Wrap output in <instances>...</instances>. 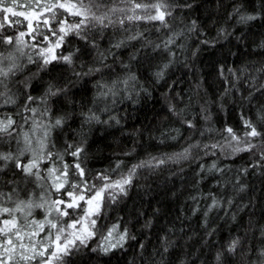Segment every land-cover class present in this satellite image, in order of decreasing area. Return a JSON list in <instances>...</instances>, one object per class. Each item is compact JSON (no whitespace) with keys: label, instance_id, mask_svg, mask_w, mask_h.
Here are the masks:
<instances>
[{"label":"trees","instance_id":"trees-1","mask_svg":"<svg viewBox=\"0 0 264 264\" xmlns=\"http://www.w3.org/2000/svg\"><path fill=\"white\" fill-rule=\"evenodd\" d=\"M28 2L16 0L13 5V0H5V6L27 12ZM167 2L171 12L167 26L159 21H126L123 27L117 23L91 28L86 40L70 35L58 53H73L71 64L42 67L36 54L46 46L41 36L30 44V55L27 48L0 44V57L11 56L17 66L15 75L5 80L6 87H0L5 92L0 97V120L15 121L9 129L11 139L0 133V152L14 153L15 136L25 128V120L36 114L49 125L63 117V124L51 129L48 150L57 154L65 153L68 144L82 146L81 160L92 183H100L91 177L101 172H110L116 179L133 165L145 164L137 169L127 195H120L115 203L106 201L99 231L67 258V264L264 261V148L233 153L224 131L231 127L242 141L247 140L244 133L249 129L243 123L247 119L264 133V123L258 121V113L264 112V0ZM103 3L130 7L120 0ZM105 10L102 6L99 11ZM130 14L117 12L112 18ZM138 14L145 12L138 10ZM250 15L255 19H244ZM5 16L9 19L0 30L4 35L27 32L22 16L0 12V21ZM58 18L79 19L66 13ZM15 20L22 22L12 23ZM40 31L51 35L43 25ZM138 33L137 39H128ZM25 38L27 44L29 36ZM97 68L100 71L89 72ZM49 88L58 89V94L46 95ZM29 96L35 99L28 100ZM8 97L14 103H6ZM91 116L99 121L89 120ZM262 140L255 138L253 143ZM212 144L222 147L213 149ZM185 148L188 158L178 159ZM153 158L166 162L150 166L147 162ZM63 163L73 164L75 158L64 154ZM51 166V161L42 163V172ZM14 189V199H28L30 194L36 198L43 191L34 178L25 179L8 161L0 172V192L6 197ZM57 195L53 192L52 198ZM214 200L216 207H212ZM34 215L42 218L43 213L37 209ZM113 224L120 225V232L126 228L127 238L105 253L102 248L116 242V234L104 239ZM234 240L239 243L230 252Z\"/></svg>","mask_w":264,"mask_h":264},{"label":"snow or ice","instance_id":"snow-or-ice-1","mask_svg":"<svg viewBox=\"0 0 264 264\" xmlns=\"http://www.w3.org/2000/svg\"><path fill=\"white\" fill-rule=\"evenodd\" d=\"M120 3L130 5V7H119L115 4L109 7L104 5L103 0H44L43 4H41V0H29L27 5L29 10L18 12L14 10L13 6H5V0H0V12L10 13L11 16H22L24 21H27V32L21 31L16 36H7L0 32V44L15 45L17 50H21L22 47H28L23 39L26 35L34 41L37 36H41L46 46L39 47L36 54L43 62L42 67H47L54 62L71 64L74 54L60 55L58 50L63 46L66 38L72 34L86 40L88 39L86 33L91 28L100 27L103 29L117 23L123 27L126 21H159L162 25L167 26L166 17L171 15L167 0H156L154 3L120 0ZM15 4L16 0H13V5ZM102 6L106 10L100 12ZM138 10L144 11L145 14H138ZM117 12L131 14L114 20L112 17ZM46 13L49 15H45ZM63 13H66L68 17H78L79 19L74 22H69L67 18L59 19L58 17ZM8 19L9 17L5 16L4 21H0V30L4 29L5 21ZM244 19L252 20L255 17L250 15ZM21 22L20 20L12 21L15 24ZM41 25L51 35L41 32ZM139 35L138 33L129 36L128 39L135 40ZM32 47L37 48L38 46L33 44ZM93 47H96L94 41ZM115 47L119 48L121 44H116ZM101 56L103 59L102 54ZM4 59L0 57V87H6L5 80L15 75L17 67L14 62L5 67ZM7 59L12 58L8 57ZM28 59L29 62L32 61L31 56ZM92 71L98 72L100 69H89V72ZM162 75L163 73H157V76L162 77ZM129 79L135 80V76H130ZM58 91V89L52 91L49 88L46 95L56 96ZM108 91L111 92L112 89ZM102 95H107V93H102ZM4 96L5 92L0 91V97ZM34 99V97H28V100ZM5 102L14 103L10 97ZM31 111L35 113L36 109H31ZM45 114H47V110H45ZM88 119L99 121V117L96 116H91ZM258 121L264 123V112L258 113ZM63 122V117H57L54 124L44 128L43 136L35 144L25 133L24 147L20 148L15 155L0 152V161L5 162L0 167V172H3L4 167H7L8 161H12L14 167L23 174L25 179L34 178L37 186L43 189L38 197L33 198L30 194L28 199H14L16 189L13 190V194L6 197L3 192H0V264H67V258L81 246L87 245L88 241L99 231L98 221L104 216L106 201L115 203L120 195H127L137 169L145 166L144 163L133 165L126 175L121 174L116 179H113L110 172H101L99 175L91 177V180L100 183L90 182V173L83 166L81 160V155L84 152L82 146L68 144L65 153L57 154L48 150L51 129L61 126ZM14 123L15 121L10 117L0 120V133L11 135L9 129ZM243 123L249 129L244 133V136L248 138L245 141H242V138L231 127L224 129L230 137L227 146L232 148V152L264 148V140L259 145L253 143L255 138L264 137V133L259 131L250 120L245 119ZM192 126L189 122V127ZM233 141L236 142L235 146L232 144ZM242 142L244 146L240 147ZM197 146L192 145V147ZM204 147L207 148L208 145ZM218 147L222 146L211 145L213 149ZM26 153H30V158L25 163L21 157H24ZM188 153L189 149L185 148L182 153L177 154V158L187 159ZM64 154L74 157L75 163H63ZM54 155L55 159H53ZM261 158L264 159V152H262ZM56 160L61 161L59 166L56 164ZM46 161H51L52 166L42 172L41 165ZM153 161H155L154 164ZM153 161L147 163L150 166L158 167L166 162L164 159L156 160V158H153ZM120 167V163H117L116 169ZM212 168H216V165L213 164ZM53 192L58 194L56 198H52ZM216 206L217 202L214 200L212 207ZM37 209L42 211V218H37L34 215ZM209 211H211V207ZM119 228V224H113L108 229V234L104 239L107 241L114 234L117 238L115 243H109L102 248L105 253L112 248L122 246V242L126 240L127 229L120 232ZM238 243V240L232 241L228 250L234 251Z\"/></svg>","mask_w":264,"mask_h":264},{"label":"rangeland","instance_id":"rangeland-1","mask_svg":"<svg viewBox=\"0 0 264 264\" xmlns=\"http://www.w3.org/2000/svg\"><path fill=\"white\" fill-rule=\"evenodd\" d=\"M24 41H25V37L23 38ZM34 43V40L29 36V39H28V42H27V45L28 47H22V48H27V53L28 55H30L31 51H32V48H31V43ZM21 48V50H22ZM30 50V52H29ZM11 57V56H9ZM8 58V57H7ZM5 58L4 59V64H7V66L11 63H15V61H13V58L12 59H7ZM2 98V97H1ZM24 129H20V131H16L18 132L17 134H19L17 137L15 136L14 138V148L11 152L14 151V155L18 153V150L20 148H23L24 147V134L27 133L29 138L33 140V143L35 144V142L41 138L44 134V128L46 126H48L49 124L48 123H44L42 120H40V117L37 116L36 114H32V116L29 117V119H26L25 122H24ZM10 136V135H9ZM10 139L12 138V135L9 137ZM30 158V153H26L24 157H21V160L22 161H27L28 159ZM12 162V161H11ZM5 162L3 161H0V165H3ZM264 264V261L263 263Z\"/></svg>","mask_w":264,"mask_h":264}]
</instances>
